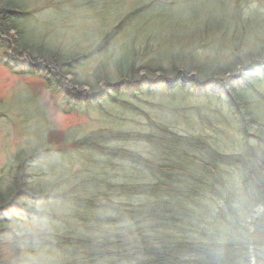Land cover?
Instances as JSON below:
<instances>
[{
	"label": "rangeland",
	"instance_id": "rangeland-1",
	"mask_svg": "<svg viewBox=\"0 0 264 264\" xmlns=\"http://www.w3.org/2000/svg\"><path fill=\"white\" fill-rule=\"evenodd\" d=\"M22 1L27 5L33 6L38 3L33 8H39L56 2H60L62 8H65L67 4L73 3V1L68 0H47L45 4L40 0ZM145 1L146 0H105L104 9H101L99 12H97V9H91L93 6H88L81 10L77 9L76 12L78 13L81 11L86 12L84 16H81L80 14L78 15L72 11L64 13L56 8L43 9L38 13L28 16L25 19V26L29 33L37 36H48L52 45H57L58 43L62 44L60 47L65 48L64 53L66 54H72L70 52L80 47L83 50L82 53L84 55H89V57H91L98 52L104 53L108 48L106 54L107 58L121 57L127 45L126 41H121L110 48L109 46L125 36L127 32L126 26L119 28L110 42L106 43L105 41L102 42L105 38L102 35L106 32V27L104 26L105 23H100L99 20L105 21L108 24L123 22L131 10L141 7ZM180 1V7L173 11L171 10L170 12L172 13V16L174 15L179 21L184 23L187 36H180L176 38L174 42L169 41V33L167 30H164L161 36L159 34V32H162V27L166 26V12L159 5L149 7L129 24L130 34L132 28L140 26L141 21L145 20L147 22V27L142 30V33L150 32L151 36L155 39H158L160 36L158 43L152 38H146L138 44H136L135 41H132V45L135 47L133 48L132 54V57L135 59V71L142 77L175 78L166 81L164 84L155 81L157 82V85L155 82L150 81L145 86L143 95L141 96L145 102H142V104L153 103L152 112L148 106L142 107L140 103H138L139 108L134 109L135 112L133 113H126L117 108L115 104H104L103 108H96L95 103L75 104V100L78 99L81 100L88 97H97V91H101L105 87L104 81H106L107 84L116 83L115 69L113 71L108 70L106 73L104 70L102 74L105 73V75L103 78L101 77L98 65L103 63V57L96 58L97 60H91L88 58L80 64L78 63L73 70L74 73L70 76L66 74L63 69L64 66L62 67L58 65L59 76L52 78V83L56 86L54 88L58 93L52 91L45 81L40 80L38 77L39 75L35 76L28 73L30 69L28 70V66L25 62L28 61L27 55L23 57L22 61H17V59H15L18 63L13 68V71L25 75H17L0 65V183L3 182L2 180L5 178L3 171H6L8 169L7 166L10 164L8 162L9 157L19 147L18 142H20V139L21 143H31L38 150H41L47 146V131L48 139L51 142H54L52 143L53 146L59 148L57 149L58 151L55 149L57 152L55 155L50 156L45 161L46 168L51 175L47 174L44 165L39 166V164L34 161L30 163L27 172L31 175V181H33L32 185L42 182L43 189L45 184H49L50 182L55 181L56 178L63 176V170L68 172V177L61 178L60 183L68 184L67 182H69L67 189L62 191L72 190L73 193L64 195L62 199L67 205L72 207L76 205V196H86V192L81 191V187L92 182L89 177L88 169L92 166L93 160L98 161V159L104 156L108 157V153L116 152V150H113L115 148L140 151L146 157H150L151 153L155 154L153 150L150 149L148 143L145 142L144 138L145 133L148 131L145 119L150 112L153 119L165 118L166 121L169 120L168 122L171 123L175 120L178 122L181 121L180 117L175 116V119L173 118V112L182 113L185 111L186 115L188 111L189 113H193L189 115L191 118L187 120V122H191L192 117L195 118L194 122H196L200 117L207 115L212 119L214 128L209 127L207 130V136H210V140H207L206 144L217 149L220 153L231 152L233 154L246 156V152H244L246 147L245 136L240 124L234 119L237 109L229 98V94L232 93L234 87H236L234 77L226 80L228 84L227 88L232 90L229 93L227 92L222 98L219 93L211 91L210 86L202 87V73L197 71L195 67H189L177 75L174 73L175 68L172 70L169 67L171 64L174 65V62L166 59H170L169 45L171 48L176 46L178 48H192L195 51L199 50L198 57H201L202 54L209 57V53L212 52L215 56H220L224 59L227 58V55L235 51V48L239 45L237 42L232 41L230 37H227L225 41H222L219 36L214 38L210 36L208 39L203 38L210 29L217 25L218 17L221 13H224L223 9L230 7V0ZM235 1L237 2L239 0ZM254 6L264 13V0L260 5H251L247 3L241 5L240 7L242 8L234 6V10H241L248 14L254 9ZM97 14L98 16H96ZM260 14L261 13L259 12H254L253 16L257 18ZM83 17L86 18L84 19ZM171 24H173V21ZM102 25L105 27V30L102 28ZM256 26H258V24ZM4 32H8V30L4 29L3 31H0L1 56L8 55V46L10 45L8 39H10L11 36L13 37L10 33H7V35L3 34ZM108 32L109 30L107 33ZM227 32V35H231L232 28L229 27ZM263 33L264 31L256 28L253 22H250L246 29V35L252 39ZM100 35L102 37H99ZM91 36L92 38L87 40ZM206 40H208L209 43L208 47H204V41ZM4 42L6 44H4ZM163 42H169L168 47H166L167 44ZM158 45L159 48H165V54L168 55L167 57L159 52ZM252 45H257L259 47L262 46L264 48V44L260 41L253 42ZM158 56L160 57L158 58ZM35 62H37V60L31 63ZM90 71H92V73H89ZM204 77L205 75L203 78ZM86 79H88L91 84H79V81L85 82ZM192 79L194 80V84L189 87L187 82ZM184 81H186V83H184ZM39 84H43L46 89L42 86H37ZM142 85L143 84L138 82L131 83V87L125 88L128 93L122 94L119 92V96H121L122 99L127 100L130 92H133L134 90H139L140 92V90H142ZM87 91H89V93H87ZM237 91L246 93L245 96L250 93L239 88H237ZM78 92L80 94H78ZM59 94L63 95L62 97H65L66 99L61 98ZM75 94H78V96H75ZM256 96L257 95L254 94V98ZM99 97L102 98L103 94H100ZM58 99L66 104V107H63L65 110H76L77 108L82 107L80 111L81 114L75 113L65 115L56 107V103H59ZM257 102H259L258 99L253 100L254 105L258 104ZM84 105L90 108H87ZM60 108H62L61 105ZM173 108L180 109L172 111L171 109ZM255 108L258 111L259 117L264 118V104L256 105ZM199 112L200 117L198 116ZM110 113L116 114L118 117L116 120L117 122L108 121ZM118 115H123V117H119ZM252 116L257 115L253 113ZM220 118L222 120H220ZM183 119H185V117ZM178 126L185 127V123L184 125ZM79 127L83 128L84 134L89 135H91V133L93 135L95 133L102 135L110 132H126L128 136L122 137V134L119 136L114 135L110 140L103 139L101 144L109 142L108 145L105 146V153L107 155L103 156L95 149H92L89 153L88 150H80L78 146L63 141L62 136L65 133L71 130H77ZM255 127L250 130V133L254 132ZM222 128L225 132L224 135ZM198 133L203 134L204 131ZM134 136L137 137L134 138ZM90 137L91 138L85 143H91L94 141V138L92 136ZM71 140L72 139L70 138L69 141ZM195 141L196 139L190 140L191 143H194ZM64 145H67V148H64ZM250 145L254 148L255 152L258 153L256 154L257 164L263 167V151L259 149L257 142L254 140L251 141ZM65 150L68 151V153L63 155L62 153H64ZM209 155H211L209 167L215 172V175H231L232 179H228V182L231 183L229 191L231 192L234 190L231 195L234 196L239 192L245 195L249 200L250 197L258 199L253 194L251 185L244 177V173L249 175V172L251 171L250 167L252 165L250 163H246L244 166L241 163H238L239 167L218 164L214 160L213 153L210 152ZM23 156L27 158L29 157V153L26 152ZM130 156L131 155L127 154L121 155V152L117 151V155L112 157L113 165L104 167V169L108 171H112L113 169V171L105 177L111 188L112 186H117L122 183L123 176L125 175L123 166L125 163L127 164L129 162ZM254 170L259 169L254 166ZM201 176L203 181L208 182L205 174L202 173ZM7 183V181H4V185H7ZM58 193L61 192L59 191ZM56 199H59L57 195ZM47 202L48 200L43 202V206ZM22 204L25 205L26 209L31 208L28 203L24 202ZM66 204H64V207L67 209L64 208L62 210L61 208L63 207L51 209L54 204H50L48 209L51 210L47 211L41 206L39 209H42L44 216L42 217L37 214L36 217H38V219L28 217L27 211L17 214L13 212V207L10 208L12 211L9 213L11 220L7 232L4 233L5 237L2 241V250L5 261L9 264H70L73 256L70 257L71 259H68L66 258V256H68L66 251H63V249L56 245H49V237L47 234L51 233L55 236L53 238H59L60 236H64L68 230H73L77 213L70 210ZM223 205V203L218 204L216 210L221 211ZM58 209L60 210L58 211ZM49 211L57 212L51 214ZM74 228L79 229V227ZM9 229L12 231L11 235H8L10 231ZM28 232L34 233V240L41 235V239H44L45 244H39L38 246L32 247V249H29L31 247L20 244L19 251L17 246L14 245L15 241H12V235L14 233V235H17L16 237L22 239V237H26ZM251 250L253 251L254 249ZM26 252H30L31 254L26 257ZM40 252L42 255H46V259H43L40 256ZM53 255H61L63 260L61 258H54Z\"/></svg>",
	"mask_w": 264,
	"mask_h": 264
},
{
	"label": "trees",
	"instance_id": "trees-1",
	"mask_svg": "<svg viewBox=\"0 0 264 264\" xmlns=\"http://www.w3.org/2000/svg\"><path fill=\"white\" fill-rule=\"evenodd\" d=\"M74 1L76 2L74 4L80 6L88 3L99 5L104 0ZM25 12L26 8L22 0H0V31L6 29L8 32H4L5 35L7 33L13 35L8 40L12 44L14 52L30 53L49 58L48 60L51 63L56 64L53 68L57 72L59 71L57 67L59 65L64 66L63 69L71 74L76 56L60 51L58 53L45 41L39 40L37 35L28 33L25 28V21L21 17ZM224 20L229 24L231 19L229 16L224 18L222 16L221 19L217 20V25L206 34L224 30L226 28ZM163 43H166V47H168L167 42ZM169 48L170 55L173 57L170 56L171 61H174L175 58L184 66L190 67L198 64L192 62L191 52H186V50L191 51V48H183L182 51H177L179 48L176 50L171 48L170 45ZM255 51L260 53L262 49H255ZM121 63L125 65L127 60L117 62V67H120ZM204 68L207 69V67ZM119 70L121 72L117 78L120 80L125 77L122 72L128 70L125 66H122ZM79 84L89 85L91 82L79 81ZM198 151L204 156L207 155L201 148ZM32 154L33 152L29 156ZM247 157L251 160L254 159V157L249 156V153H247ZM26 159L28 157H24L22 153L17 154L13 165L14 170H10V172H14L12 183L4 187L3 183L6 178L1 182L0 213L7 211L13 205L25 206L22 201L38 192L36 188L28 186V164L24 163ZM170 162V160H167V164L162 165L163 167L166 166L165 171L174 166ZM248 162L251 165L254 164L251 161ZM196 169L198 170L200 167L196 166ZM158 174L155 173V175ZM165 176H168L166 185L163 184L162 189H158L159 192L154 194L151 203L136 201L129 206L126 204L129 210L121 203L116 205V202H111V207H105L106 210H112L110 213L97 215L98 227H93L97 237L88 242L93 246L87 248L94 260H101V258L106 257L105 260L110 259V264H204L206 260L214 261V264H244L243 257L245 256L243 254L236 253L233 255L236 252L235 246L242 248V251L252 247L261 256H264V231L255 236L257 240H254L253 235L250 234L247 239L237 241L225 248L221 254L215 255L210 244V230L213 224H209L211 220L204 217L206 215L201 212V209H198V205H193V202L197 199L195 196L190 195V190H187L191 180L184 172V168H181L180 175L174 176V173H165ZM165 187L170 188L171 194H169L170 190H166ZM259 192L261 196L264 195L263 188L259 189ZM259 201L263 203L264 197L259 198ZM186 204L194 207L188 208ZM106 220H109L108 224L112 226L107 227ZM119 221L120 223H118ZM7 230V225H0V264H9L5 261L1 251L2 241L5 237L4 233ZM199 230L203 232L201 237L192 238V233Z\"/></svg>",
	"mask_w": 264,
	"mask_h": 264
},
{
	"label": "clouds",
	"instance_id": "clouds-1",
	"mask_svg": "<svg viewBox=\"0 0 264 264\" xmlns=\"http://www.w3.org/2000/svg\"><path fill=\"white\" fill-rule=\"evenodd\" d=\"M261 218H264V205L253 204L242 193L235 194L224 203L220 219L210 230L213 253L219 255L231 244L247 239Z\"/></svg>",
	"mask_w": 264,
	"mask_h": 264
}]
</instances>
